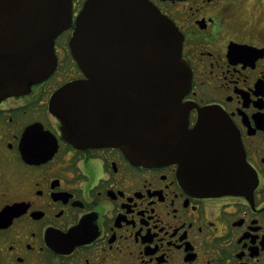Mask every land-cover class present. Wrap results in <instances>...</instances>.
I'll use <instances>...</instances> for the list:
<instances>
[{"label":"flooded vegetation","instance_id":"1","mask_svg":"<svg viewBox=\"0 0 264 264\" xmlns=\"http://www.w3.org/2000/svg\"><path fill=\"white\" fill-rule=\"evenodd\" d=\"M86 1L72 0L55 71L0 97V264H264V0H149L182 35L189 128L202 109L226 115L252 176L213 195L179 163L63 138L49 104L85 78L70 40Z\"/></svg>","mask_w":264,"mask_h":264},{"label":"water","instance_id":"2","mask_svg":"<svg viewBox=\"0 0 264 264\" xmlns=\"http://www.w3.org/2000/svg\"><path fill=\"white\" fill-rule=\"evenodd\" d=\"M72 18V0H0V97L25 93L53 73L55 39ZM70 48L85 78L58 89L49 106L65 140L120 148L142 165L179 163L203 194L250 184L226 115L202 109L189 129L183 98L192 76L182 35L149 0H87Z\"/></svg>","mask_w":264,"mask_h":264}]
</instances>
